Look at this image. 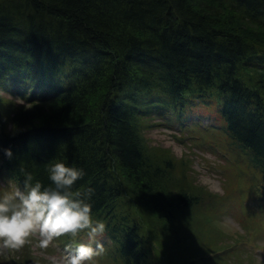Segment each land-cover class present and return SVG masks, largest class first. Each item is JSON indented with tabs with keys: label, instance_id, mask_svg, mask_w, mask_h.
<instances>
[{
	"label": "trees",
	"instance_id": "obj_1",
	"mask_svg": "<svg viewBox=\"0 0 264 264\" xmlns=\"http://www.w3.org/2000/svg\"><path fill=\"white\" fill-rule=\"evenodd\" d=\"M3 95L25 104L0 114V175L23 188L26 172L50 184V162L83 168L73 188L94 189L112 261L153 264L135 196L171 227L199 203L148 152L143 120L184 127L208 111L189 127L219 132L264 176V0H0V108Z\"/></svg>",
	"mask_w": 264,
	"mask_h": 264
},
{
	"label": "rangeland",
	"instance_id": "obj_2",
	"mask_svg": "<svg viewBox=\"0 0 264 264\" xmlns=\"http://www.w3.org/2000/svg\"><path fill=\"white\" fill-rule=\"evenodd\" d=\"M3 96L8 102L0 108V114L7 121L14 109L25 103ZM212 118L206 111L184 127L175 117H149L142 121L148 152L161 160L169 158L174 170L167 172L168 179H172L175 188L197 196L199 203L190 210L179 209L171 227L152 213L145 198L135 196L154 220H141L139 224L140 240L153 264H178L183 257L195 264H264V176L246 158H238L219 132L208 133L197 125L189 127L198 123L206 126L213 122ZM16 187L19 186L15 182L0 175V194ZM133 206L128 209L131 215L136 210ZM104 236L97 237L104 244V251L95 257L94 264H116L112 261L116 248L107 245ZM183 236L186 238L181 241ZM70 239L67 235L58 237L47 249L26 244L17 250L0 251V264H52V257H59ZM78 239L86 242L87 238L81 233ZM179 241L180 250L170 253L169 246L172 248Z\"/></svg>",
	"mask_w": 264,
	"mask_h": 264
},
{
	"label": "clouds",
	"instance_id": "obj_3",
	"mask_svg": "<svg viewBox=\"0 0 264 264\" xmlns=\"http://www.w3.org/2000/svg\"><path fill=\"white\" fill-rule=\"evenodd\" d=\"M15 134L19 129L12 124ZM11 159V147L3 149ZM50 184L35 179L26 172L23 188L0 194V251L17 250L26 244L47 249L61 236L71 239L64 245L59 257H52V264H89L104 251V244L97 239L106 231V222L92 213L91 197L94 189L74 190L85 170L64 160L47 165ZM84 233L86 242L78 237ZM33 237H37L33 241Z\"/></svg>",
	"mask_w": 264,
	"mask_h": 264
}]
</instances>
